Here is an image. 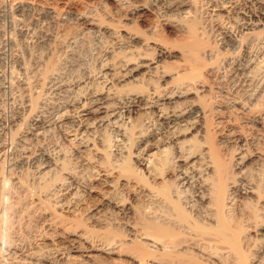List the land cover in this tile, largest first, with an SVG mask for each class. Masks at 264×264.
<instances>
[{
  "label": "bare ground",
  "instance_id": "obj_1",
  "mask_svg": "<svg viewBox=\"0 0 264 264\" xmlns=\"http://www.w3.org/2000/svg\"><path fill=\"white\" fill-rule=\"evenodd\" d=\"M0 264H264V0H0Z\"/></svg>",
  "mask_w": 264,
  "mask_h": 264
},
{
  "label": "rangeland",
  "instance_id": "obj_2",
  "mask_svg": "<svg viewBox=\"0 0 264 264\" xmlns=\"http://www.w3.org/2000/svg\"><path fill=\"white\" fill-rule=\"evenodd\" d=\"M13 107H8L7 109H6V111L8 112V114H10L11 115V113H12V109ZM10 112V113H9Z\"/></svg>",
  "mask_w": 264,
  "mask_h": 264
}]
</instances>
